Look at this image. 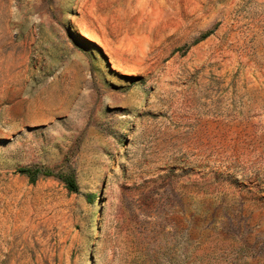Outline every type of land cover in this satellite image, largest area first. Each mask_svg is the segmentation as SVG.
Instances as JSON below:
<instances>
[{
    "label": "rangeland",
    "instance_id": "rangeland-1",
    "mask_svg": "<svg viewBox=\"0 0 264 264\" xmlns=\"http://www.w3.org/2000/svg\"><path fill=\"white\" fill-rule=\"evenodd\" d=\"M0 264H264V0H0Z\"/></svg>",
    "mask_w": 264,
    "mask_h": 264
},
{
    "label": "trees",
    "instance_id": "trees-1",
    "mask_svg": "<svg viewBox=\"0 0 264 264\" xmlns=\"http://www.w3.org/2000/svg\"><path fill=\"white\" fill-rule=\"evenodd\" d=\"M207 36L208 34H206L203 38H206ZM19 172L26 174L30 178L32 183H35L37 181L39 175L48 176L52 174L50 170L42 168H20ZM59 178L65 182L66 187L71 192L78 191V183L73 176L61 174L59 175Z\"/></svg>",
    "mask_w": 264,
    "mask_h": 264
}]
</instances>
